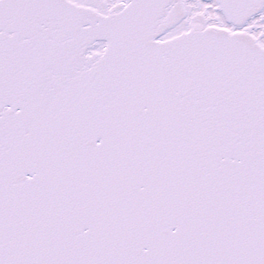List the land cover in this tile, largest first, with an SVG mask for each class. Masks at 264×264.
<instances>
[{"label":"snow or ice","instance_id":"6c2138e0","mask_svg":"<svg viewBox=\"0 0 264 264\" xmlns=\"http://www.w3.org/2000/svg\"><path fill=\"white\" fill-rule=\"evenodd\" d=\"M0 264H264V0H0Z\"/></svg>","mask_w":264,"mask_h":264}]
</instances>
